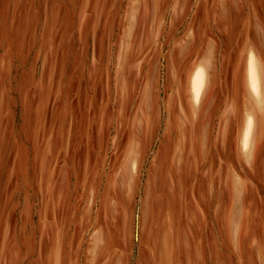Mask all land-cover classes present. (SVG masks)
Returning <instances> with one entry per match:
<instances>
[{"label": "rangeland", "instance_id": "374dc122", "mask_svg": "<svg viewBox=\"0 0 264 264\" xmlns=\"http://www.w3.org/2000/svg\"><path fill=\"white\" fill-rule=\"evenodd\" d=\"M52 1L40 0L33 36L0 29V264H90L95 223L116 221L127 201L116 183L127 156L139 158L130 203L136 254L153 158L162 154L159 172L169 165L153 190L166 195L171 184L176 194L188 174L185 156L173 167L180 125L168 82L194 59L211 67L209 101L190 134L201 163L197 197L202 207L210 201L196 220L208 227L205 254L209 264H264V98L257 104L245 79L253 51L264 80V0H83L70 23L62 8L46 10ZM134 14V46L154 51L144 60L163 52L158 87L143 86L149 64L134 87L118 70ZM249 112L247 153L240 138Z\"/></svg>", "mask_w": 264, "mask_h": 264}, {"label": "crops", "instance_id": "0c3cea01", "mask_svg": "<svg viewBox=\"0 0 264 264\" xmlns=\"http://www.w3.org/2000/svg\"><path fill=\"white\" fill-rule=\"evenodd\" d=\"M57 1L58 0H53L52 6L50 4H44L43 6L47 11L49 10V12L57 6L62 8V14H60V16L63 17V22L67 16V23H70L72 20V8L76 11V7L81 8L85 6V1L83 0ZM54 11L52 15L53 20L56 21V14ZM135 13L138 14L137 12ZM43 15L44 12L41 11L40 0H0V29L5 32V37L24 40L33 36L34 32L39 30L41 16ZM135 16V14L132 16L131 31L129 30L125 35L127 37L125 38L126 40L124 41L121 54L118 58V70L128 71V79H125V84L134 87V82L137 79L135 77L137 71L139 68L142 69L149 64L146 71L150 73L145 75L142 81L143 86L147 89L158 87L160 84L159 81H161L158 70H161L163 52L161 49H158V55H155L152 59L147 57L144 60L147 54L150 55L154 51L146 52L145 48L139 49L134 46L133 39L135 36V29L133 23L135 21ZM247 57L248 52L246 53L245 61V79ZM184 61L186 62V59H184ZM199 67L203 68L205 71V83L200 99L196 102L191 94V79L194 71ZM170 69L175 70L176 68L172 67ZM209 69L211 70V67L201 63L199 59H194L191 63H183L182 75L178 78V83L174 75L172 77V82H168V87H170L171 90L173 88V95L170 99V103L172 105L176 104L175 108L177 111L175 116L180 125L177 131L178 141L173 158V167L180 170L182 160H184L183 156L188 160L186 165V172L188 174H185V177L191 175V178L189 180L190 186L188 184V189H186L187 192L183 190L182 184L185 177L182 178V176L180 178V189L176 191V194H174L175 190L173 191L171 188L169 177L167 182H169L170 185L166 195L161 190L157 191L156 188L154 190L152 189L154 180L160 182L161 178L163 179V176H166L169 172V165H165L164 170L159 172L162 154L158 152L152 160L151 174L147 178L142 208L143 217L140 223V240L136 254L133 253L135 244L133 240L135 238L136 228L131 219L132 212L130 203L134 197L132 184H134L137 176L139 158L137 159L136 156L135 158H133V156L128 158L127 156L116 175V183L120 190L119 193H121L128 202L126 201L124 207L123 205H121V207L118 206L116 209L119 210L118 213H116L115 210V215L118 216L116 221L113 219V222L110 224L104 222L95 223L90 241L91 253L88 260L90 264H97L101 259H103L102 264H129L131 262H133V264H200V261L202 259L205 260L206 257L207 260L204 264H209V256H206L204 250V235L208 231V227H198L199 222L196 220L200 215L203 217L204 212L207 214V211L210 209V201L207 196L204 201V206L202 207L197 197V182L199 181V174L201 173V163L194 159V148L190 143V140H193L190 138V134H194L196 129L195 124L200 115L199 113L203 111L202 108H204L209 101ZM152 72H154L153 77H151ZM178 87L184 88L183 91ZM147 97L148 96L144 98L145 103L149 102L150 104L151 100ZM148 107L149 105H147V110L149 109ZM155 117L157 118V114L151 115L149 119L152 118L153 122ZM188 124L189 129H187ZM202 147L203 146L200 144V151ZM133 151L134 146L131 149V152ZM186 151H188V153L184 155L183 153H186ZM202 155L204 156V152H202ZM208 174L211 176L210 171ZM122 182L123 184L125 183L127 187H123ZM209 195H211V192ZM51 225L55 227V223H51ZM206 236L208 241V234ZM47 237L48 241L52 239L55 242L54 232L52 234L49 232ZM105 248L111 249V251H108L109 253L104 256L98 254L99 251L103 253L106 252L108 249L105 251Z\"/></svg>", "mask_w": 264, "mask_h": 264}, {"label": "bare ground", "instance_id": "6f19581e", "mask_svg": "<svg viewBox=\"0 0 264 264\" xmlns=\"http://www.w3.org/2000/svg\"><path fill=\"white\" fill-rule=\"evenodd\" d=\"M263 81L264 80L262 77L259 60L255 52L248 51L247 64H246V86H249L251 88L252 94L255 96L257 104H261L262 99L264 98ZM204 83H205V71L203 68L199 67L194 71L191 79V94H192V98L196 102L200 99L202 89L204 87ZM251 122H252V118L249 112L246 115L245 124L240 138V147L244 152L247 153L251 150L249 144V138L251 136V131H250Z\"/></svg>", "mask_w": 264, "mask_h": 264}]
</instances>
